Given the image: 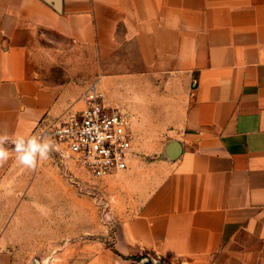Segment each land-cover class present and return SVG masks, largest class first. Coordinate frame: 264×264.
Listing matches in <instances>:
<instances>
[{
    "label": "crops",
    "instance_id": "1",
    "mask_svg": "<svg viewBox=\"0 0 264 264\" xmlns=\"http://www.w3.org/2000/svg\"><path fill=\"white\" fill-rule=\"evenodd\" d=\"M56 51L74 67L95 55L105 105L134 135L129 203L83 264H264V0H0V196L15 138L81 107L80 79H44Z\"/></svg>",
    "mask_w": 264,
    "mask_h": 264
},
{
    "label": "rangeland",
    "instance_id": "2",
    "mask_svg": "<svg viewBox=\"0 0 264 264\" xmlns=\"http://www.w3.org/2000/svg\"><path fill=\"white\" fill-rule=\"evenodd\" d=\"M43 45L57 47L48 41ZM55 55L61 65L41 68L47 81L77 78L86 89L102 72L93 67L96 58L91 52H83L77 67L75 61L63 63L69 57L64 52ZM14 147L12 143L16 179L7 187L10 191L0 196V217L5 222L13 217L5 231L7 243L0 247V255L9 256L5 264H83L92 253L109 249L114 225L122 220L124 204L129 203L125 178L116 174L96 180L74 167L64 170L52 156L38 159L36 167L29 168L19 163ZM143 151L136 154L146 159L157 155L150 147Z\"/></svg>",
    "mask_w": 264,
    "mask_h": 264
},
{
    "label": "built area",
    "instance_id": "3",
    "mask_svg": "<svg viewBox=\"0 0 264 264\" xmlns=\"http://www.w3.org/2000/svg\"><path fill=\"white\" fill-rule=\"evenodd\" d=\"M41 135L51 140L49 156L64 170L74 167L96 180L125 171L134 144L129 118L105 105L96 82L84 90L80 108L43 119L30 137Z\"/></svg>",
    "mask_w": 264,
    "mask_h": 264
},
{
    "label": "clouds",
    "instance_id": "4",
    "mask_svg": "<svg viewBox=\"0 0 264 264\" xmlns=\"http://www.w3.org/2000/svg\"><path fill=\"white\" fill-rule=\"evenodd\" d=\"M7 135H0V165L5 163L9 157L8 150L4 147L5 143L8 142ZM14 143V150L17 154V160L20 164L35 168L37 161L47 160L49 153L53 149L51 140L44 135L40 137L32 136L25 138L23 136H17Z\"/></svg>",
    "mask_w": 264,
    "mask_h": 264
},
{
    "label": "water",
    "instance_id": "5",
    "mask_svg": "<svg viewBox=\"0 0 264 264\" xmlns=\"http://www.w3.org/2000/svg\"><path fill=\"white\" fill-rule=\"evenodd\" d=\"M139 264H163V263L156 261V260L150 261L148 259H141L139 261Z\"/></svg>",
    "mask_w": 264,
    "mask_h": 264
}]
</instances>
